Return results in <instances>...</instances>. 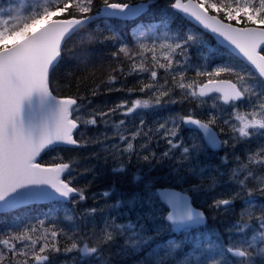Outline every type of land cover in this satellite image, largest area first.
Instances as JSON below:
<instances>
[{
	"label": "snow or ice",
	"instance_id": "1",
	"mask_svg": "<svg viewBox=\"0 0 264 264\" xmlns=\"http://www.w3.org/2000/svg\"><path fill=\"white\" fill-rule=\"evenodd\" d=\"M155 2L141 0L133 5L102 0L98 5L97 0H20L6 11L0 8V216L40 202L72 206L59 219L47 217L34 224L16 217L7 230L0 231V264H56L60 255L65 257L60 264L93 260L111 264L104 249L118 238L124 240L122 253L136 254L164 231L189 233L206 225L207 217L192 206L188 195L157 192L151 183H143L130 199L111 205L113 210L123 207L136 212L134 219L121 221L109 214L100 225L86 230L84 221L97 209L80 214L75 209L87 199V185L80 186L78 178L92 168L81 169L79 159L65 158L60 152L89 145H100L105 159L126 156L130 162L135 156L149 166L171 160L175 178H191L193 192H214L229 185L227 196H216L209 204L225 212L237 201L243 205L228 230V243L210 239L207 247L197 244L201 254L195 259L199 264H264V201L256 199L264 196V0H167L165 19L138 25L131 45L110 26L103 39L99 26L90 29L99 19L138 18ZM177 16L211 33L218 48L209 51L226 59L216 66L193 65L190 49L205 48L206 42L202 32L172 29ZM161 28L162 35H157ZM72 41L78 48L73 58L89 76L96 70L91 46L111 42L115 50L109 53L108 78L101 81L104 90L142 95L111 106L93 105L92 97L102 94L97 84L86 94L77 87L76 92L60 96L56 74L65 52H72L66 47ZM130 76L135 77L132 87H115ZM63 79L66 85L72 83ZM185 102L206 109L207 118H198L189 108L186 114H169L151 126L141 118L129 127V117ZM98 125L110 127L111 134H87ZM184 128L193 134L190 142L181 136ZM253 140L259 141L255 147H251ZM161 142L166 148L157 154L151 145L159 147ZM241 144L248 148L244 158L233 153L234 167H223L227 153L221 165L200 160L210 151L215 154ZM53 151L57 154L52 162L42 163V154ZM110 195L102 193L104 198ZM181 247L180 242L170 241L160 256L157 245L142 264H192L190 256L175 258Z\"/></svg>",
	"mask_w": 264,
	"mask_h": 264
},
{
	"label": "trees",
	"instance_id": "2",
	"mask_svg": "<svg viewBox=\"0 0 264 264\" xmlns=\"http://www.w3.org/2000/svg\"><path fill=\"white\" fill-rule=\"evenodd\" d=\"M20 0H0V8H3L5 11L14 7L18 4ZM102 0H97V4L100 5ZM121 3L136 4L141 3V0H118ZM167 0H156L154 4L151 5L150 10L146 14L140 15L138 18L129 19L126 22H122L117 19L104 20L99 19L96 23L90 26L91 30H95L97 26L100 29L104 30L101 35H107V29L110 26L115 29L116 32L122 37L123 41L132 44L134 42V34L138 33V25L148 26L150 24H159L162 20L165 19V6ZM167 11H172L168 9ZM171 28H179L181 31L191 28L194 31L202 32L203 39L206 42L205 48L193 47L190 49L189 55L192 60V64L216 66L221 63L224 59L223 56L215 55L209 51V49L216 50L218 44L215 40L204 33L200 29L195 28L193 25H190L185 19L177 16L176 19L172 20ZM157 35H162L161 31L157 32ZM76 42H70L66 47L71 49L72 52H65L64 57L57 70V82L59 84L58 94L63 96L65 94H71L77 91L79 87L80 94H86L87 90L95 85L99 84L102 94L92 97L93 105H114L120 102L122 99H135L137 96H141L140 93H135L132 96H129L126 92H106L105 85L101 81H106L108 78V73L106 71L108 64L110 62L109 53L114 51V46L111 42L107 43H97L91 46L90 51L92 54V59L96 61L95 64V74L89 76L87 73L81 71V68L77 66L76 60L73 58V54L78 51L76 48ZM207 58V59H206ZM123 67V65H122ZM72 73V76L69 77L68 74ZM194 75V73H189ZM115 75V73H113ZM86 77L83 82H79L80 78ZM67 77L72 80L71 84H65L63 78ZM79 82V83H78ZM135 83V77H128L126 81L120 80L117 81L115 87H132ZM211 103V101H210ZM192 108L195 110V115L204 120L206 119V109H196L195 105H191L188 102L183 104L168 105L160 109L148 112L143 117L139 115H134L129 117L128 124L131 128L134 124L139 122V119L143 118L146 120L149 126L153 125L156 121L166 118L169 114L180 112L186 114ZM226 115V114H225ZM115 120H119L120 117H114ZM104 131H108L109 135L111 134V128L107 130L103 125H98L94 129L88 130V135H100ZM219 131V129H217ZM80 130H78L79 135ZM181 136L185 139L186 142H190L193 138L191 131L184 128L181 132ZM223 136V134L221 135ZM223 138V137H222ZM111 143V141L107 142ZM259 141L253 140L252 145L258 144ZM139 140L134 142V149L138 147ZM246 146V145H237V147ZM151 147L157 152V154L162 153L166 145L161 142L159 147H156L155 143ZM56 152H48L42 154L43 160L42 163L52 162L51 158L53 155H56ZM60 155H63L65 158L76 157L80 161V168L85 167L92 168L91 172L86 173L84 176L78 178V184L80 186L87 185L86 195L87 199L81 202L76 206V213L80 214L85 209L96 208L97 211L94 216H89L84 221L86 224V230H91L94 225H100L104 219L109 215H118L120 220H126L127 218H135L136 212H129L127 209L121 207L118 210H113L111 205L116 203L117 200H127L130 199L135 193H138L142 187L143 183H151L153 190L157 187H172L179 189L183 192H186L191 195L193 204L197 207H200L207 214V223L204 227L199 229H193L189 233H180L179 235L172 237L171 232L164 231L158 237H156L150 244H148L140 252L133 254L130 250L127 253H122L121 248L124 243L123 238H118L115 243L110 246H106L104 253L106 257L110 258L111 264H142L146 255L150 254L151 250L159 246V255L164 256L165 246L170 241H178L181 243L182 247L175 252V258L177 260L187 259L188 256L192 258V264H199L195 258L200 256L201 249H196V245L200 244L203 247H207L209 240H221L224 244L228 243L229 239V228L230 226L238 220L239 218V203H235V207H232L229 211H217L209 207V204L212 202L213 198L216 196H227V188L224 185L223 188H217L214 192H193L191 190L192 179L180 180L176 179V167L174 162L171 160L165 159L162 163L153 162V166H149L144 162H138L135 156L129 162L125 156L122 159H114L111 156H108L105 159L106 153L101 151L100 145H89L83 148H74L66 151L60 152ZM203 163H211L212 165H221V161L200 159ZM123 166L125 171L123 173H116L113 171L114 168H119ZM225 168V166H223ZM181 175H184V172H181ZM136 177L140 179L137 180ZM198 182V181H196ZM110 192L111 195L107 198L102 196L103 192ZM72 206L68 205L67 207L62 206L58 202H50L44 204H35L28 208L21 209L19 212L12 213L7 216H0V231H5L9 226L12 225L16 217L21 218L27 223H36L39 219H45L51 217L52 219H59L64 216L66 212L71 209ZM70 243V242H69ZM187 254V256L185 255ZM75 255V253L69 254V258ZM65 259L64 256L60 255L56 257V264H60V261ZM91 264H97L96 261H92ZM169 264L171 262L169 261Z\"/></svg>",
	"mask_w": 264,
	"mask_h": 264
},
{
	"label": "flooded vegetation",
	"instance_id": "3",
	"mask_svg": "<svg viewBox=\"0 0 264 264\" xmlns=\"http://www.w3.org/2000/svg\"><path fill=\"white\" fill-rule=\"evenodd\" d=\"M187 130H189V129H187ZM221 137H223V136H221ZM251 147H255V145H251ZM247 148H248V146H243V147L240 146V147H236L235 149H231V148L224 149V148H222L220 151L216 152L215 154H213L210 151L207 156H201L200 159H206L205 161L216 160L217 163H218V161H221V164H222V157H224L225 154L227 153V155H228V163L227 164H223V166H225V168H230V167H234L235 166V162L233 161V153H235L236 155H240L241 158H244V153L247 150ZM256 199L259 200V201H264V196L257 195ZM232 207H235V204ZM242 207H243V205L240 202L239 203V210Z\"/></svg>",
	"mask_w": 264,
	"mask_h": 264
},
{
	"label": "water",
	"instance_id": "4",
	"mask_svg": "<svg viewBox=\"0 0 264 264\" xmlns=\"http://www.w3.org/2000/svg\"><path fill=\"white\" fill-rule=\"evenodd\" d=\"M136 4H139V3H136ZM136 4H133V5H136ZM200 30L203 31L204 33L208 34L209 36H211V37L215 40V42L217 43V39H216L211 33L205 32V31L202 30V29H200ZM217 44H218V43H217ZM187 129H188V128H187ZM221 138H222V137H221ZM221 149H222V148H221ZM221 149H219L218 151H220ZM218 151H216V152H218ZM155 191H157V192L169 191V192H177V193H182V194L188 195V196L190 197V199H191L192 206H193L194 208H196L197 210H199V211H203V212H204L203 209H201V208H199V207H197V206H195V205L193 204V201H192V197H191V195L188 194V193H186V192H183V191H181V190H179V189L172 188V187H157V188L155 189ZM44 203H50V202H40V203H37V204H44ZM204 214H205V216L207 217V215H206L205 212H204ZM180 233H182V232H179V233H172V232H171V235H172V237H175V236L179 235Z\"/></svg>",
	"mask_w": 264,
	"mask_h": 264
},
{
	"label": "rangeland",
	"instance_id": "5",
	"mask_svg": "<svg viewBox=\"0 0 264 264\" xmlns=\"http://www.w3.org/2000/svg\"><path fill=\"white\" fill-rule=\"evenodd\" d=\"M226 188H227V192H229L230 191V186L229 185H226Z\"/></svg>",
	"mask_w": 264,
	"mask_h": 264
}]
</instances>
